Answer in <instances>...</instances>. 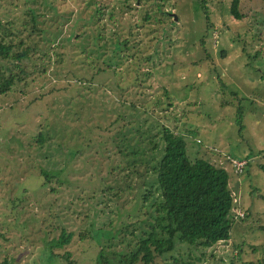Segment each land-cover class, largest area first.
<instances>
[{
	"label": "rangeland",
	"instance_id": "1",
	"mask_svg": "<svg viewBox=\"0 0 264 264\" xmlns=\"http://www.w3.org/2000/svg\"><path fill=\"white\" fill-rule=\"evenodd\" d=\"M231 2L0 0L1 31L36 44L23 60L26 81L0 94V263L64 264L69 252L96 264L101 248H133L159 196L153 166L167 126L183 135L191 159L216 148L238 183L233 210L244 215L233 219L228 240L177 241L161 258L257 264L264 0H239L240 18ZM226 156L246 158L244 171L234 173ZM42 170L52 174L48 182ZM63 229L72 236L57 246Z\"/></svg>",
	"mask_w": 264,
	"mask_h": 264
},
{
	"label": "trees",
	"instance_id": "2",
	"mask_svg": "<svg viewBox=\"0 0 264 264\" xmlns=\"http://www.w3.org/2000/svg\"><path fill=\"white\" fill-rule=\"evenodd\" d=\"M230 10L236 18L242 16L239 0H232ZM29 19L31 27L38 31L34 15H29ZM1 28L0 19V94L9 91L18 82L26 81L29 71L23 60L36 50V44H27L25 38L12 30L5 33ZM14 36H18L17 41L13 40ZM161 136L163 153L153 166L159 195L151 203L153 211L143 221L133 248L120 254L116 251L109 254L101 248L96 264H185L174 255L170 260L161 257L173 251L177 241L208 247L230 238L231 223L235 219V184H230L225 166L205 157L203 149L191 159L183 135L167 126H163ZM196 141L201 142L199 138ZM209 146L213 145L208 144L204 149L216 152V148ZM42 173L48 182L52 174L47 170H42ZM147 191L144 198L151 193L150 189ZM259 227L264 230V225ZM71 236V231L63 229L55 245L68 243ZM64 258V264H79L69 252H65ZM0 264H9V260L4 258ZM230 264L235 263L231 260ZM257 264H264V256Z\"/></svg>",
	"mask_w": 264,
	"mask_h": 264
},
{
	"label": "built area",
	"instance_id": "3",
	"mask_svg": "<svg viewBox=\"0 0 264 264\" xmlns=\"http://www.w3.org/2000/svg\"><path fill=\"white\" fill-rule=\"evenodd\" d=\"M212 149H215L214 146H209ZM230 165L233 169V172L236 174H240L244 171L245 166L248 164V160L246 158H235V157H229L227 156ZM234 200V198H233ZM234 215L235 217H242L244 215V212L239 210L238 208L234 209Z\"/></svg>",
	"mask_w": 264,
	"mask_h": 264
},
{
	"label": "crops",
	"instance_id": "4",
	"mask_svg": "<svg viewBox=\"0 0 264 264\" xmlns=\"http://www.w3.org/2000/svg\"><path fill=\"white\" fill-rule=\"evenodd\" d=\"M203 154L205 157H207L212 162L217 163V164H222V160H221L222 157L219 153L203 149ZM230 184H231V182H230ZM234 184H235L234 189H237L238 183H234Z\"/></svg>",
	"mask_w": 264,
	"mask_h": 264
}]
</instances>
